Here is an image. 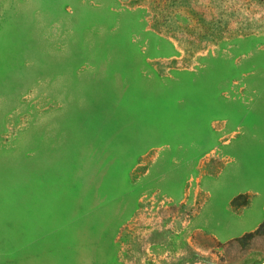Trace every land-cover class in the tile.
Masks as SVG:
<instances>
[{"label":"rangeland","instance_id":"374dc122","mask_svg":"<svg viewBox=\"0 0 264 264\" xmlns=\"http://www.w3.org/2000/svg\"><path fill=\"white\" fill-rule=\"evenodd\" d=\"M263 148L264 0H0V264H264Z\"/></svg>","mask_w":264,"mask_h":264},{"label":"crops","instance_id":"0c3cea01","mask_svg":"<svg viewBox=\"0 0 264 264\" xmlns=\"http://www.w3.org/2000/svg\"><path fill=\"white\" fill-rule=\"evenodd\" d=\"M264 149V148H263ZM264 152V151H263ZM245 183H248V180H243ZM243 183V184H245ZM264 188V187H263ZM212 216H214V214H212ZM261 217V212L259 210V212H252V207L249 210V212L247 213V215L244 217L243 222H245V224L249 225L255 222H258L259 219ZM246 231L248 229L243 228V226L240 224L237 227H231L228 229H218L217 230V235L219 236V238H225L229 235H231L232 233H236V231Z\"/></svg>","mask_w":264,"mask_h":264}]
</instances>
